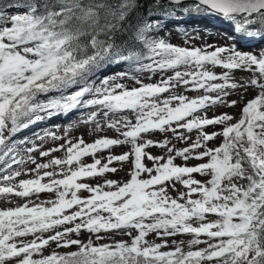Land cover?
<instances>
[{
	"label": "snow or ice",
	"instance_id": "snow-or-ice-1",
	"mask_svg": "<svg viewBox=\"0 0 264 264\" xmlns=\"http://www.w3.org/2000/svg\"><path fill=\"white\" fill-rule=\"evenodd\" d=\"M0 197V264H264V0H0Z\"/></svg>",
	"mask_w": 264,
	"mask_h": 264
},
{
	"label": "rangeland",
	"instance_id": "rangeland-1",
	"mask_svg": "<svg viewBox=\"0 0 264 264\" xmlns=\"http://www.w3.org/2000/svg\"><path fill=\"white\" fill-rule=\"evenodd\" d=\"M218 23H220V22L218 21ZM184 26L188 27V28L205 29L207 34L205 35V32H201L200 35L205 40H207V42H209V43L216 42V43L223 44L226 42L227 36L230 35V33L228 32V30L226 29L224 24L220 23L217 26L216 24L210 23L209 20L189 21ZM174 27H175L174 25H170L169 29L171 30ZM161 35H164V33H161ZM171 42L177 43V44L182 42V36L178 31H171ZM201 42H202L201 40L196 41L197 44H200ZM261 46L262 45H255V47H257V48H259ZM243 50H251V48H249L247 46H243ZM217 71H219V69H217ZM244 75H246V74L242 73V72L236 73L237 77H242ZM192 94L193 93H190V95H192ZM252 94H253L252 91L249 90L248 94L245 96V100L251 98ZM231 99H238V97L234 95L231 97ZM223 110L228 111L229 113H232V114H235L238 116L241 109H240V106H237L235 108H226ZM209 115H211V112L209 113ZM79 116H80L79 112H73V113L69 114V116H67V117L58 116V117H53L50 120L46 119L44 121L37 123L36 125H33L28 130L22 131L20 134H18V136L16 138L17 139H23L24 137H28L30 139H35L36 134H43L47 130H52V131H55L57 135H62L64 130L71 123V124L75 125V127L70 132L71 136H79V135L83 134L84 139L90 141L91 139H93V136L91 135V132H90V128L79 122V120H78ZM56 126H58V127H56ZM108 134L111 135L112 133L109 132ZM37 143H39V141H37ZM51 143L52 142H49V146H51ZM115 151L117 153H119V152L123 151V149L118 147L115 149ZM151 151L154 154H159V149L153 148V149H151ZM104 154L106 155V153H104ZM86 162H90V158ZM111 178H113V179L126 178V173L124 171H121V172H118L117 174H115L114 176H112ZM89 182L96 183L97 181L92 180ZM173 195H175V193H173ZM46 197H47V194H44L41 196V199H45ZM11 199L15 200L14 197H12ZM17 202L23 203V201H17ZM6 206H11V205L4 203V197H0V207H6ZM149 238L151 239L152 237H149ZM180 239H187V237H180ZM52 247L55 248V245H53ZM61 251H63V249H61Z\"/></svg>",
	"mask_w": 264,
	"mask_h": 264
}]
</instances>
